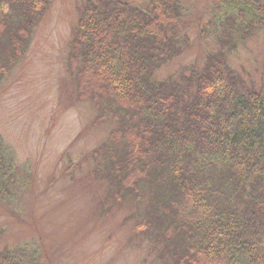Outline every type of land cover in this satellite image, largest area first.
<instances>
[{
  "label": "trees",
  "instance_id": "16d2710c",
  "mask_svg": "<svg viewBox=\"0 0 264 264\" xmlns=\"http://www.w3.org/2000/svg\"><path fill=\"white\" fill-rule=\"evenodd\" d=\"M43 1L0 0V69L26 42L28 19ZM227 4L237 11L221 24L224 36L260 31L264 0ZM181 9L180 0H148L146 8L99 0L79 16L68 60L77 76L96 79L88 82L98 89L90 98L99 119L105 109L117 123L103 175L126 199L141 201L151 189L149 210L174 245V264H264V84L245 88L220 56L181 73L184 85L154 81L178 54L168 30ZM2 143L0 200L13 174ZM30 250L1 249L0 264H37Z\"/></svg>",
  "mask_w": 264,
  "mask_h": 264
},
{
  "label": "rangeland",
  "instance_id": "374dc122",
  "mask_svg": "<svg viewBox=\"0 0 264 264\" xmlns=\"http://www.w3.org/2000/svg\"><path fill=\"white\" fill-rule=\"evenodd\" d=\"M98 1L44 0L28 19L26 42L1 66L0 139L13 174L0 200V250L28 245L37 264H174V245L149 210L151 189L141 201L130 200L104 178L106 144L117 123L105 109L99 119L90 98L98 89L68 60L81 12ZM242 1L248 0H180L181 18L168 30L178 54L154 81L184 85L181 73L201 71L209 56H220L245 88L259 89L264 25L243 40L224 36L221 26L237 11L227 3Z\"/></svg>",
  "mask_w": 264,
  "mask_h": 264
}]
</instances>
